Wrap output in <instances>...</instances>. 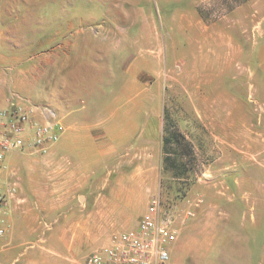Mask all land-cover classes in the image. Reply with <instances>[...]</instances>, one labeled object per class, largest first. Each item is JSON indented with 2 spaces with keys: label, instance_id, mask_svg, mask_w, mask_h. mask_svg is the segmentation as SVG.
Listing matches in <instances>:
<instances>
[{
  "label": "rangeland",
  "instance_id": "rangeland-1",
  "mask_svg": "<svg viewBox=\"0 0 264 264\" xmlns=\"http://www.w3.org/2000/svg\"><path fill=\"white\" fill-rule=\"evenodd\" d=\"M0 58L41 59L47 88L32 102L57 111L67 60L78 61L100 80L102 127L117 125L104 169L120 176L116 186L149 175L146 191L105 195L119 207L105 211L116 225L34 240L41 230L14 234L1 209L19 189L23 156L49 152H6L0 264H86L92 249L139 225L153 194L177 234L168 264H264V0H0Z\"/></svg>",
  "mask_w": 264,
  "mask_h": 264
},
{
  "label": "crops",
  "instance_id": "crops-1",
  "mask_svg": "<svg viewBox=\"0 0 264 264\" xmlns=\"http://www.w3.org/2000/svg\"><path fill=\"white\" fill-rule=\"evenodd\" d=\"M70 46L72 51L83 49L75 47L74 43ZM74 54L81 53L72 52ZM67 63L64 84L59 85V98L65 109L57 111L44 104L56 111L61 137L52 145L48 155L23 156L21 172L15 170L21 174L17 178L19 189L10 203L1 209L2 215L12 222L14 234L22 226L31 227L35 232L41 230L34 240L67 241L70 237L75 238L78 227L116 225L117 218L105 214L108 206L105 195L135 194L139 192V186L144 191L149 176H144L142 184L130 181L131 185L116 186L120 176H116L115 171L107 173L104 168L107 159L113 161L118 150L110 133L117 125L102 127L104 122L99 118L103 99L100 80L97 76L95 79L86 77L84 67L82 74H79L78 61L68 59ZM44 72L41 59L33 63L21 60L11 64L9 58H0V109L14 105L24 108L43 105L32 102V99L47 88L42 82ZM96 73L99 74V68H96ZM113 94L111 89L110 95ZM93 97L94 107H89ZM109 114L114 115L115 111L111 110ZM34 118H37L36 115ZM61 152H65V160L59 159ZM147 206L143 198L139 216L144 214ZM116 208L119 207L113 198V204L108 209L114 211ZM48 224L64 228H53L50 233H46L41 226ZM137 227L136 224L134 228Z\"/></svg>",
  "mask_w": 264,
  "mask_h": 264
},
{
  "label": "built area",
  "instance_id": "built-area-1",
  "mask_svg": "<svg viewBox=\"0 0 264 264\" xmlns=\"http://www.w3.org/2000/svg\"><path fill=\"white\" fill-rule=\"evenodd\" d=\"M56 117V111L44 104L0 109V160L6 152L18 149L48 153L61 137ZM16 190L17 184L13 183L8 192L13 195ZM7 200L8 194L0 193V204ZM188 214L192 215V210ZM176 239L172 218L165 215L161 195L153 194L138 227L121 231L110 243L92 249L86 256V264H168Z\"/></svg>",
  "mask_w": 264,
  "mask_h": 264
},
{
  "label": "bare ground",
  "instance_id": "bare-ground-1",
  "mask_svg": "<svg viewBox=\"0 0 264 264\" xmlns=\"http://www.w3.org/2000/svg\"><path fill=\"white\" fill-rule=\"evenodd\" d=\"M139 61V60H138ZM137 84V83H136ZM132 181H133V179H132Z\"/></svg>",
  "mask_w": 264,
  "mask_h": 264
}]
</instances>
